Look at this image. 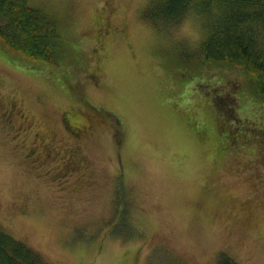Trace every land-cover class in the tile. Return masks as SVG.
Returning a JSON list of instances; mask_svg holds the SVG:
<instances>
[{
    "label": "rangeland",
    "instance_id": "obj_1",
    "mask_svg": "<svg viewBox=\"0 0 264 264\" xmlns=\"http://www.w3.org/2000/svg\"><path fill=\"white\" fill-rule=\"evenodd\" d=\"M151 1L29 0L56 21L53 63L0 42V226L52 264H264V102L184 60L204 13L150 21Z\"/></svg>",
    "mask_w": 264,
    "mask_h": 264
},
{
    "label": "trees",
    "instance_id": "obj_2",
    "mask_svg": "<svg viewBox=\"0 0 264 264\" xmlns=\"http://www.w3.org/2000/svg\"><path fill=\"white\" fill-rule=\"evenodd\" d=\"M195 10L206 15V34L184 60L240 73L236 86L264 102V0H152L143 16L178 24ZM0 42L14 56L33 62H56L61 47L56 21L29 0H0ZM230 96H220L219 109L234 120ZM0 264L52 263L0 226ZM213 264L238 263L220 253Z\"/></svg>",
    "mask_w": 264,
    "mask_h": 264
},
{
    "label": "flooded vegetation",
    "instance_id": "obj_3",
    "mask_svg": "<svg viewBox=\"0 0 264 264\" xmlns=\"http://www.w3.org/2000/svg\"><path fill=\"white\" fill-rule=\"evenodd\" d=\"M15 108H17V107H14V105L11 102V104H9V108H8V112H7V114L9 113V117L11 115H13ZM76 116L77 115H74V113H71V112H64L62 114V120H63L65 127L71 133V135H73L74 137L78 136V134L81 133L85 127V125H81L78 122V118L76 119ZM75 160L78 161L77 158H75Z\"/></svg>",
    "mask_w": 264,
    "mask_h": 264
}]
</instances>
